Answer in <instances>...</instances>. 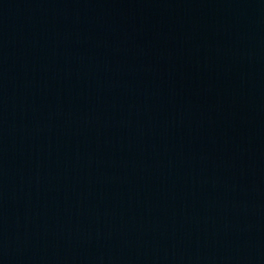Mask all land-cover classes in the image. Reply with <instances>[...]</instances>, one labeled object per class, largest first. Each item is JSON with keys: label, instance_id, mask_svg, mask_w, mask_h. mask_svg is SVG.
<instances>
[{"label": "water", "instance_id": "1", "mask_svg": "<svg viewBox=\"0 0 264 264\" xmlns=\"http://www.w3.org/2000/svg\"><path fill=\"white\" fill-rule=\"evenodd\" d=\"M0 264H264V0H0Z\"/></svg>", "mask_w": 264, "mask_h": 264}]
</instances>
